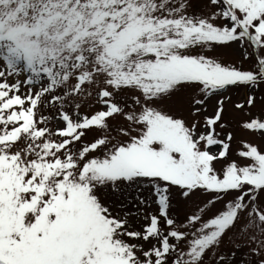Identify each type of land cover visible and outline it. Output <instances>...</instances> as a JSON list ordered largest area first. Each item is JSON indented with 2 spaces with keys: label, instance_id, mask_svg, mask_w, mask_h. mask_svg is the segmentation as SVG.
Returning a JSON list of instances; mask_svg holds the SVG:
<instances>
[{
  "label": "snow or ice",
  "instance_id": "1",
  "mask_svg": "<svg viewBox=\"0 0 264 264\" xmlns=\"http://www.w3.org/2000/svg\"><path fill=\"white\" fill-rule=\"evenodd\" d=\"M236 131L264 138V0H0V264H264Z\"/></svg>",
  "mask_w": 264,
  "mask_h": 264
},
{
  "label": "rangeland",
  "instance_id": "2",
  "mask_svg": "<svg viewBox=\"0 0 264 264\" xmlns=\"http://www.w3.org/2000/svg\"><path fill=\"white\" fill-rule=\"evenodd\" d=\"M254 112L257 111V110H253ZM241 139H244V140H247V141H250L254 144H257L259 145L262 149H264V138H261L257 135H254V134H250V133H242V132H239V131H236V138H235V141L233 142V149L235 150L238 146V141H240ZM233 159H238L237 157H235V155L233 154L232 156ZM240 163H247L248 161H239Z\"/></svg>",
  "mask_w": 264,
  "mask_h": 264
}]
</instances>
